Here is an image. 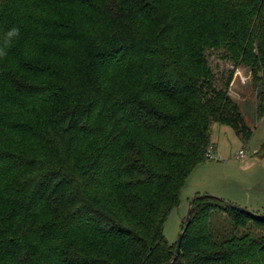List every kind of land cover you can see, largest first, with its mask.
Returning <instances> with one entry per match:
<instances>
[{"label": "trees", "instance_id": "1", "mask_svg": "<svg viewBox=\"0 0 264 264\" xmlns=\"http://www.w3.org/2000/svg\"><path fill=\"white\" fill-rule=\"evenodd\" d=\"M20 29L10 39L6 31ZM0 264H264V213L197 196L163 235L213 123L244 121L205 53L264 87V0H0Z\"/></svg>", "mask_w": 264, "mask_h": 264}, {"label": "rangeland", "instance_id": "2", "mask_svg": "<svg viewBox=\"0 0 264 264\" xmlns=\"http://www.w3.org/2000/svg\"><path fill=\"white\" fill-rule=\"evenodd\" d=\"M205 56L215 75V85L223 87L233 71L229 94L237 104L244 125V135L251 134L246 142L237 137L226 125L211 126V160L192 173L180 195L179 205L166 219L163 235L170 246L177 243L181 226L197 196L220 198L225 203L261 215L264 213V87L254 81L244 66L230 62L224 50L210 49ZM210 230L219 235L258 237L264 234L250 226L234 230L225 214L219 213L211 221Z\"/></svg>", "mask_w": 264, "mask_h": 264}, {"label": "water", "instance_id": "3", "mask_svg": "<svg viewBox=\"0 0 264 264\" xmlns=\"http://www.w3.org/2000/svg\"><path fill=\"white\" fill-rule=\"evenodd\" d=\"M230 207L233 208V209L245 211L244 209H240V208H237V207H233L231 205H230ZM189 221H190V209H189L188 214H187V216L185 218L184 230L188 227ZM184 230L180 233L179 238L177 240V243L175 245L174 254H173V257H172V260H171L172 263H174L176 261V259L178 258V255L180 253V246H181V241H182V237H183Z\"/></svg>", "mask_w": 264, "mask_h": 264}, {"label": "clouds", "instance_id": "4", "mask_svg": "<svg viewBox=\"0 0 264 264\" xmlns=\"http://www.w3.org/2000/svg\"><path fill=\"white\" fill-rule=\"evenodd\" d=\"M19 35H20V29L17 26H11L6 31V37L9 38V42H10L11 38L19 37ZM6 55H7L6 49L3 47H0V58L4 57Z\"/></svg>", "mask_w": 264, "mask_h": 264}, {"label": "built area", "instance_id": "5", "mask_svg": "<svg viewBox=\"0 0 264 264\" xmlns=\"http://www.w3.org/2000/svg\"><path fill=\"white\" fill-rule=\"evenodd\" d=\"M211 152H212V149L209 148V149H208V152L206 153V159H207V161H208V160H211Z\"/></svg>", "mask_w": 264, "mask_h": 264}]
</instances>
